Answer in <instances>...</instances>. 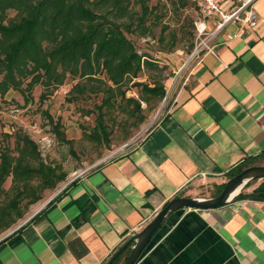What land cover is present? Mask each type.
I'll list each match as a JSON object with an SVG mask.
<instances>
[{
    "label": "crops",
    "instance_id": "crops-1",
    "mask_svg": "<svg viewBox=\"0 0 264 264\" xmlns=\"http://www.w3.org/2000/svg\"><path fill=\"white\" fill-rule=\"evenodd\" d=\"M253 7L257 25H226L145 136L22 221L0 243V264H105L170 199L208 197L264 152V0ZM260 183L212 209L173 211L134 264H264V198L248 196Z\"/></svg>",
    "mask_w": 264,
    "mask_h": 264
},
{
    "label": "rangeland",
    "instance_id": "rangeland-1",
    "mask_svg": "<svg viewBox=\"0 0 264 264\" xmlns=\"http://www.w3.org/2000/svg\"><path fill=\"white\" fill-rule=\"evenodd\" d=\"M128 1L127 14L117 21L132 23L131 32L124 33L141 56L136 76L126 74L118 85L108 80L104 70L95 79L67 75L62 83L50 85L43 78L31 84L28 76L19 89L0 91V151L7 149L19 156L26 136L37 151L34 159L26 158L34 164L41 160L57 176L49 185L38 174L24 179L10 172L5 177L0 183V239L77 175L136 145L163 114L175 88L190 79L193 61L204 51L196 54L198 13L193 4L188 0H145L150 12L144 17L146 34H142L140 0ZM109 7L105 0L98 11ZM14 13L8 11V16ZM141 84L163 85L165 97L145 93ZM99 118L107 138L97 133ZM253 164H264V159ZM228 178L226 175L223 182ZM219 184L208 186L204 194L213 196Z\"/></svg>",
    "mask_w": 264,
    "mask_h": 264
},
{
    "label": "trees",
    "instance_id": "trees-1",
    "mask_svg": "<svg viewBox=\"0 0 264 264\" xmlns=\"http://www.w3.org/2000/svg\"><path fill=\"white\" fill-rule=\"evenodd\" d=\"M104 1L0 0V91L3 93L9 87L19 89L22 79L28 76H31V84L43 78L45 85L60 84L67 75L95 79L96 73L102 70L108 80L116 85L121 83L126 74L136 76L141 56L124 33L131 32L132 23L117 21L127 14L129 1L106 0L110 7L105 11H98ZM140 1L138 24L142 34H146L143 23L150 7L145 0ZM11 10L15 13L9 17L8 11ZM77 85L78 83L74 88ZM141 89L152 96L165 97L163 85L141 84ZM137 106L140 109L139 104ZM97 131L107 138L101 118L97 121ZM19 151V156L11 155L7 149L0 151V183L12 172L24 179L38 174L47 185L54 184L57 176L51 166L41 160L34 164L29 157L26 158H35L37 151L32 140L24 136L23 146ZM260 157L264 159V152L244 161L227 175L231 177ZM262 180L248 196L264 198V179ZM223 185L224 182L219 184L214 195L220 192ZM238 194L243 195L241 191ZM12 204L15 205V202ZM10 236L11 234L0 240V243ZM126 251L128 247L111 264H118Z\"/></svg>",
    "mask_w": 264,
    "mask_h": 264
},
{
    "label": "water",
    "instance_id": "water-1",
    "mask_svg": "<svg viewBox=\"0 0 264 264\" xmlns=\"http://www.w3.org/2000/svg\"><path fill=\"white\" fill-rule=\"evenodd\" d=\"M261 178H264V164H251L229 177L224 182L220 192L216 195L208 197L177 196L170 199L156 213L153 219L132 238L127 240L122 247L115 251L105 264H111V262L115 260L117 256L127 247H129V252L121 264H134L150 243L157 228L170 213L182 208L212 209L224 205L232 196L240 192L241 189L248 183Z\"/></svg>",
    "mask_w": 264,
    "mask_h": 264
},
{
    "label": "built area",
    "instance_id": "built-area-1",
    "mask_svg": "<svg viewBox=\"0 0 264 264\" xmlns=\"http://www.w3.org/2000/svg\"><path fill=\"white\" fill-rule=\"evenodd\" d=\"M195 7L198 18L199 49L213 52L217 35L230 23L255 27L258 23L255 0H188Z\"/></svg>",
    "mask_w": 264,
    "mask_h": 264
},
{
    "label": "bare ground",
    "instance_id": "bare-ground-1",
    "mask_svg": "<svg viewBox=\"0 0 264 264\" xmlns=\"http://www.w3.org/2000/svg\"><path fill=\"white\" fill-rule=\"evenodd\" d=\"M235 193V192H234Z\"/></svg>",
    "mask_w": 264,
    "mask_h": 264
}]
</instances>
